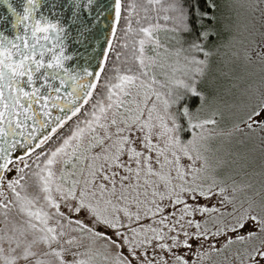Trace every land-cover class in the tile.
<instances>
[{
    "label": "snow or ice",
    "instance_id": "snow-or-ice-1",
    "mask_svg": "<svg viewBox=\"0 0 264 264\" xmlns=\"http://www.w3.org/2000/svg\"><path fill=\"white\" fill-rule=\"evenodd\" d=\"M0 4V264H264V0Z\"/></svg>",
    "mask_w": 264,
    "mask_h": 264
},
{
    "label": "water",
    "instance_id": "water-1",
    "mask_svg": "<svg viewBox=\"0 0 264 264\" xmlns=\"http://www.w3.org/2000/svg\"><path fill=\"white\" fill-rule=\"evenodd\" d=\"M11 2L19 8V5L21 4L22 0H11ZM102 2L106 3L107 0H102ZM5 15V9L2 4H0V16ZM7 25L4 23H0V27H6ZM104 25H102L103 27Z\"/></svg>",
    "mask_w": 264,
    "mask_h": 264
},
{
    "label": "trees",
    "instance_id": "trees-1",
    "mask_svg": "<svg viewBox=\"0 0 264 264\" xmlns=\"http://www.w3.org/2000/svg\"><path fill=\"white\" fill-rule=\"evenodd\" d=\"M124 2H125V3H127V2H128V0H124Z\"/></svg>",
    "mask_w": 264,
    "mask_h": 264
}]
</instances>
